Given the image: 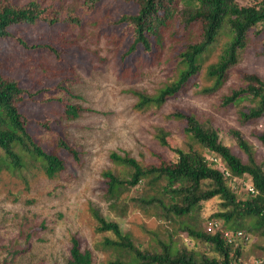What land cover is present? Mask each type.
I'll list each match as a JSON object with an SVG mask.
<instances>
[{"label": "trees", "instance_id": "trees-1", "mask_svg": "<svg viewBox=\"0 0 264 264\" xmlns=\"http://www.w3.org/2000/svg\"><path fill=\"white\" fill-rule=\"evenodd\" d=\"M107 1L108 5L105 4ZM94 20H101L102 29L107 33L117 32L125 37L118 50L122 63L138 54H143L150 61L157 60L169 36L167 33L171 31L170 38L174 41L171 56L176 62L173 68L177 71L175 78L154 94L129 90L138 98L137 108L157 109L197 85L204 54L221 34L229 39L219 59L208 66L207 77L213 83L204 91L212 93L224 85L249 40L264 31L256 30L257 24L264 22V0H254L250 4H240L237 0H84L74 9H65L58 1L29 0L18 4L15 0H0V48L5 50L7 42L15 40L23 51L45 55L59 67L70 61L77 66H88L93 58L81 53L77 38L66 37L70 34L66 29L68 26L82 28L85 22ZM171 27H174L173 31ZM22 28H41L42 31L29 36L20 33ZM84 52L92 54L87 50ZM261 54L264 55V44ZM240 77L242 84L231 88L222 96L221 102L224 107H230L248 100L249 103L239 109V121L247 125L264 117V80L256 72L241 71ZM66 79L58 76L44 84L24 75L22 79L0 59V172L7 170L26 179L34 169L55 177L66 168L65 160L46 149L30 132L29 126L34 121L55 135L58 147L80 159L81 151L69 142L62 121L75 120L88 108L64 101L61 96H53L59 91L73 95L64 83ZM44 105L48 106L46 117L32 115V107ZM171 116L180 122L193 140L188 148L173 146L167 138L168 133L161 129L157 137L162 145L176 153V159L160 156L157 162L143 163L128 153L112 152L111 159L124 165L129 172L120 175L112 169L104 170L105 195L113 208L126 212L124 194L138 185H145L147 193L131 198L133 204L145 210L154 209L158 216L179 223L187 235L209 246L214 255L161 237L157 238L160 250L143 249L131 233L123 231L118 221L93 210L97 230L109 234L102 241V246L114 252L110 263H241L238 256L246 240L229 243L219 232L189 225L186 218L191 217L204 201L218 196L221 208L216 216L224 219L228 228L243 229L249 234V231L261 230L264 234V165L256 161L252 146L240 131L234 130L233 134L240 147L248 153V162L221 140L216 127L202 122L192 111L177 108ZM257 138L264 145V132L258 133ZM208 153L221 157L231 172L230 178L225 177ZM246 175L251 177L257 193H247L239 198L230 183L231 178H248ZM247 217L253 220L252 225L246 224ZM230 222L235 227L229 226ZM70 241L69 256L64 264H95L92 251L82 247L78 236L72 235ZM28 249L24 247L5 257L2 264H15V255ZM259 264H264V259Z\"/></svg>", "mask_w": 264, "mask_h": 264}, {"label": "rangeland", "instance_id": "rangeland-1", "mask_svg": "<svg viewBox=\"0 0 264 264\" xmlns=\"http://www.w3.org/2000/svg\"><path fill=\"white\" fill-rule=\"evenodd\" d=\"M27 1L15 0L18 4ZM44 1H58L65 9H74L84 0ZM237 1L240 4L254 2ZM105 4L108 5L109 1ZM102 26L101 20H94L85 22L82 28L68 26L66 29L70 33L66 37L77 38L81 53L93 58L88 66H77L70 61L59 67L45 55L37 56L23 51L15 40L7 42L5 50L0 48V59L17 77L23 79L24 75L44 84L58 76H65L67 79L64 83L73 95L68 91H59L53 96H61L64 101L88 108L75 120L62 121L69 142L81 151L80 159L58 147L55 135L35 121L29 126L30 132L46 149L56 152L65 160L66 168L61 173L48 177L42 170L34 169L26 179H22L7 170L0 172V264L5 257L24 247L29 249L15 255V264H64L69 256L72 235L78 236L83 248L92 251L95 264H111L114 252L102 246V241L109 234L97 230L93 210L118 221L123 231L131 233L143 249L160 250L157 238L161 237L214 255L209 246L187 235L179 223L158 216L154 209L145 210L133 204L131 198L147 193L148 187L145 185H138L124 194L126 212L113 208L105 195L104 170L112 169L120 175L129 172L124 165L111 159L112 152L128 153L143 163L157 162L160 156L176 159V153L160 143L157 135L161 129L168 133L167 138L173 146L188 148L193 142L180 122L171 116L177 108L190 110L202 122L216 127L221 140L248 162V153L240 147L233 134L234 130L240 131L252 146L256 161L264 165V145L257 138L258 133L264 132V117L243 125L239 121V109L249 101L230 107H224L221 102L224 94L242 84L241 71L256 72L264 80V55L261 54L264 31L249 40L240 61L231 68L228 80L219 90L212 93L204 91L213 83L207 77L208 66L219 59L229 39L223 34L204 54L197 85L160 108L139 109L136 107L137 96L129 90L154 94L177 75L173 68L176 62L171 56L174 50L171 31L167 33L169 36L165 46L154 62L138 54L127 63H122L118 50L123 46L125 37L117 32L107 33ZM170 29L173 31L174 27ZM263 29L264 22L258 23L256 30ZM40 31L41 28L20 29L21 34L29 36L37 35ZM46 96L49 97V94ZM31 112L33 116L46 117L48 106H34ZM236 179L231 185L238 197L248 195L241 184L242 177ZM220 208V197H213L204 201L186 220L189 225L203 230H207V223L212 219H219L225 225L224 219L216 216ZM246 220L247 225L254 223L250 217ZM228 225L235 227L232 222ZM249 232L251 237L245 241L238 256L242 262L235 264H258L264 259V234L261 230Z\"/></svg>", "mask_w": 264, "mask_h": 264}, {"label": "built area", "instance_id": "built-area-1", "mask_svg": "<svg viewBox=\"0 0 264 264\" xmlns=\"http://www.w3.org/2000/svg\"><path fill=\"white\" fill-rule=\"evenodd\" d=\"M208 157L216 162L218 168L223 172L225 177L230 178L231 172L229 171L225 163L222 161L220 156L212 153ZM236 177L237 176H233L231 178V183H234L238 180L236 179ZM248 178L242 177L241 184L245 186V189L249 194H256L257 190L252 183L251 177L249 179ZM207 230L213 233L219 232L220 235L229 243H233L237 240H248L251 237V234L244 231L243 229L228 228L219 219L209 220L207 223Z\"/></svg>", "mask_w": 264, "mask_h": 264}]
</instances>
